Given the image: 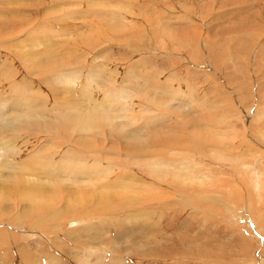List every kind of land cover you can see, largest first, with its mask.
I'll list each match as a JSON object with an SVG mask.
<instances>
[{"label":"rangeland","instance_id":"374dc122","mask_svg":"<svg viewBox=\"0 0 264 264\" xmlns=\"http://www.w3.org/2000/svg\"><path fill=\"white\" fill-rule=\"evenodd\" d=\"M41 34L48 38L35 46ZM44 44L51 48L44 57L35 56ZM52 53L57 56L47 58ZM67 73L76 76L73 87L78 88L71 87L72 94L60 80ZM0 77L4 88L0 91L10 94L1 93L0 100L5 97L8 108L27 93L33 104L45 108L53 106V98L60 105L74 102L81 94L79 84L97 82V88L102 86L97 94L104 100L85 98L88 107H107L111 99L106 93H112L115 102L130 103L135 111L129 114L137 117L136 125L124 119L111 124L99 121L96 132L102 130L107 136L105 143L97 142L106 147L105 152L115 146L122 149L123 143L132 148L141 145L140 161L145 163L147 158L143 153L164 160L174 185L173 189L152 176L144 177L139 166L128 163L130 167L123 166L138 172L132 173L134 177L88 172L85 177H107L95 188L100 191L104 186L109 195L104 197V218L90 216L86 223L65 218V223L44 222L34 228L27 220L4 216L0 264H50L51 260L95 264V254L86 256L88 249L97 250L101 264H264V192L260 189L264 186V0H0ZM86 103L80 105L83 111L89 110ZM111 128L132 136L114 137ZM10 135L0 132V143ZM92 139V134L83 133L86 144L77 152L93 145ZM119 157L120 162L126 161L122 151ZM180 168L190 170L185 180L191 178L193 184L175 186L173 174ZM253 177H259L256 192ZM129 180L136 189L140 187L138 191L155 186L164 199L130 204L145 199L150 190L145 196L135 197L140 194L137 190L135 195L121 194L120 186ZM203 184L220 188L219 193L233 190L224 196L213 193L224 207L196 199ZM199 193L205 200L210 198ZM78 220L80 225L68 226Z\"/></svg>","mask_w":264,"mask_h":264},{"label":"bare ground","instance_id":"6f19581e","mask_svg":"<svg viewBox=\"0 0 264 264\" xmlns=\"http://www.w3.org/2000/svg\"><path fill=\"white\" fill-rule=\"evenodd\" d=\"M46 38H48L46 35L41 34L40 38L38 39V43H35V46L36 45L41 46V44H43V42ZM21 41H18V42L20 43ZM26 42L28 43V41H26ZM17 43H15V44H17ZM27 43H25V49H26ZM29 43H30V41H29ZM31 43H32V41H31ZM17 45H15V46L17 47ZM19 45H18L19 46L18 48L21 47V43ZM44 45H46L47 47L46 46L43 47L42 51L37 50L35 52V56L44 57L45 52L51 48V45H47V44H44ZM31 46H32V44L29 45V47H31ZM22 47L24 48V46H22ZM23 48H20V49H23ZM15 51H17V50H15ZM26 51H28V50H26ZM11 56H13V55H11ZM55 56H57V54L52 53L47 58H53ZM2 60H4V59H2ZM7 60H8V58H7ZM48 61H51V60L48 59ZM40 69H43V68H40ZM63 70L65 71L66 69H63ZM3 72H1V73H3ZM100 73H101V71L99 72V74ZM65 75H63L64 79H63V77H61L60 80L62 81V85H63L64 89H65L66 84L68 85L66 87V89H67L66 92L72 94V90L76 89V87H77L76 85H75V87H73V84H74L73 81H75L76 76L74 77V74H70V73H67ZM76 75H79V74H76ZM9 76H10V74H9ZM79 77H80V75H79ZM0 78H1L0 80L2 81V77H0ZM77 79H79V78H77ZM92 79H94V78H92ZM4 81H5V79H4ZM20 81L22 82V80H20ZM21 82L19 84H21ZM56 82H57V80H56ZM100 82H102V80ZM17 83H15V84H17ZM7 84H9V83H7ZM12 84H14V82H12L11 85ZM97 84L98 83L94 82V81L91 82V84H90V81L82 84L81 86L79 84L78 86L81 89V94L79 95L78 94L79 92H78L77 93L78 96L77 95L76 96L77 97L80 96L79 98H81V99L78 98L79 100L77 99V101H75V99L70 98V99H73L74 102L68 99L69 100L68 103H66V104L61 103V105H60L59 103L61 101L59 103H55L56 99L54 100V98L53 99L51 98L52 99L51 102L53 103V106L48 105V107H46V108H45V105L42 106V104L39 106H37V104H33L32 103L33 100L30 98V96H28V95H30V93L29 94L27 93L25 95L26 96L25 98H24V96L21 97V99L18 102H17V99H18L17 97H16L17 98L16 101H13V100H15V98L13 100H11V101L16 102V103L13 105L14 107L10 106V108L7 107V105L5 104L6 100H4L5 97L2 96L3 100H0L1 101L0 102V132L2 133V132H8L9 131L11 133V135L8 137L7 142H4V143L1 142L0 143V146H4V147H0V219L3 218L4 216H6V218H7V216L9 217V215H11L12 217L10 216V218L11 219L14 218V221L27 220L29 223L34 224V228H38V226L41 227V225L44 222H46V223L49 222V223L53 224L54 222H59V221H62V222L65 221L66 222L67 219L78 218V219H80V221H83L84 223H86L88 221V219L90 218V216H98V218H99V216L103 217L104 216L103 214L106 211L105 210L106 202L104 201V197L105 196L109 197V195H105L104 186L101 188L102 191L101 190L95 191V188H96V185L100 181L105 180L107 177H102L101 175L96 176V177H85L84 175L88 172L89 173L94 172L96 174L103 172L106 175L112 176L113 172L114 173L123 172L126 177H134L133 176L134 174H132V173H138V172H132L131 173V171H129L130 169L129 170L127 169L130 166H127L126 163H128V165H133V167L139 166V170H140L142 176H144V177L152 176L151 177L152 179H155L156 181L161 182V183L166 182L167 185H172L171 188L174 189L173 182L170 179L168 180L167 173L169 171L166 168H169V167H167V166L165 167L164 160H163V162L159 159L157 160V158H159V157L154 156V153L153 154L143 153L144 156H146L147 158L144 159L145 163L141 162L140 160L143 158V157L139 156L142 154L141 153L142 151H140L141 149L139 150V147L141 145H139V144H136L138 146L133 145L134 141H132V143H133L132 145L135 146L133 148L131 146H128L125 143H123L122 149L120 147L118 148L114 145L115 148L110 147L105 152L106 147L101 145V141L105 143V141H106L105 139H106L107 135H105V133L102 130L96 132L97 123L100 121L101 123L111 124L112 122L114 123V121H116V120L117 121L119 120V122H120V120L124 119V120H127V123L129 122V125H130L131 122H134V124L136 123L137 120H135V119L137 117L134 119V116H133L134 120L131 118V114H129V112L135 111V110L130 107V103L115 102L114 98L112 97V93H106L108 98L111 99L110 104L107 107L106 106H100V105L95 106L96 104L95 105L93 104V105L88 107L89 103L88 104L86 103L87 100H89V101L90 100L91 101L97 100V103H99L98 100L102 99V96H98V94H97V92L101 91L100 88L102 86L100 87L98 85V88H97V86H96ZM108 84L110 86V83H108ZM112 84H111V87H113ZM69 85H72V86H69ZM18 86L15 88H18ZM27 86L28 85H26V87ZM48 86H49V83H48ZM11 87H13V86H11ZM71 87H73V89H71ZM8 88H9V86H8ZM29 88H30V86H29ZM2 89H4V88H2ZM8 90L6 92H9ZM21 90L23 91V89H21ZM116 90L119 91L118 89H116ZM4 91L5 90H3V91L1 90L0 94ZM12 91H15V90L12 89L11 92ZM18 91L20 93V90H18ZM30 91H32V90H30ZM163 91L164 90H162L161 92H163ZM103 92H105V91H103ZM14 93H16V92H14ZM14 93H12V94H14ZM34 93L38 95V93H36L35 90H34L33 94ZM49 93L51 94V91ZM73 93L75 95V92H73ZM22 94H24V93H22ZM3 95H5V94H3ZM6 95H10V94H6ZM70 96L71 95L69 94L68 97H70ZM76 96H75V98H76ZM94 96L96 97L95 99H94ZM72 97H73V95H72ZM34 98H36V97H34ZM40 98L41 97L37 98V100H39ZM44 98H45V96H44ZM120 98H123V97H120ZM127 98H129V97L126 96V99ZM45 99L47 101L48 96ZM129 99H131V97ZM65 100L66 101H62V102H67V99H65ZM102 100H104V99H102ZM44 101H41V102H44ZM41 102L39 101L36 103L40 104ZM9 103H11V102L9 101ZM83 103L87 104V107H88L87 109H89V110L83 111L81 109L83 107H81L80 105ZM57 104H59V105H57ZM78 106H80V107H78ZM128 108H130V109L128 110ZM209 120L210 119H208V122H209ZM124 124H125V128H126V125L128 126V124L123 123L121 126H124ZM115 125L116 124H113L112 126L116 127ZM198 126H200V124L195 123V127L198 128ZM118 128H120V127H118ZM117 130H119V129H117ZM199 130H201V129H199ZM85 132H89L90 134L93 135L92 140H93L94 144L85 148L82 152H77V150L80 147H84L86 144L85 141L83 140V133H85ZM113 132L114 133H111V134H113L112 136H114V137L119 136L122 140L124 139V137L132 136L130 134L125 135V133L117 132L115 130H113ZM200 132H202V131H200ZM95 133L97 134V136L99 138L94 137ZM126 134H128V133H126ZM54 135H56V136H54ZM97 139H98V141L99 140H101V141L97 142ZM195 139H197V138L195 137ZM136 141L138 143V140H136ZM199 144H200V142H199ZM195 145H197V144L195 143ZM154 146H157V148H158V145H154ZM154 146H152V147L155 149ZM171 149H174V148H171ZM121 151L123 152L124 158L126 159V161L124 163H123L124 160L122 162H120L121 160L119 157V153H121ZM158 152H159V150H158ZM173 152H175V151H173ZM13 158L14 159L16 158L17 160L15 159L16 161L14 160V162H13L12 161ZM122 158L123 157H121V159ZM160 159H162V158H160ZM115 160L117 161V163L115 162ZM170 161L173 163V159ZM119 162L122 164H120ZM174 162H175V160H174ZM172 163L169 162V164H172ZM123 165L127 168L125 169ZM194 166H195V164L193 166H189V169L190 170L193 169ZM196 166H197V163H196ZM185 167H188V166H185ZM170 168H172V167L170 166ZM180 169L181 170L174 171L175 172L174 174L172 173L173 170L169 169L170 171H172V172H170V174L172 173L174 176L173 181H176L175 186L181 187V186L193 184L194 181L191 178H189L190 181L185 180L187 177V173H189L187 171H190V170H188L186 168L187 169L186 171H182L183 168H180ZM197 170H199V169H197ZM112 177H111V179H112ZM139 177H141V176H139ZM126 179L128 180V178H126ZM129 181L130 182H127V184H123L120 186L119 192L121 194H134V193H136V190L138 191V189H140V187L138 189H136L135 185L132 184V181L131 180H129ZM153 181L154 180H152V182ZM111 182L114 183V181H111ZM133 182H135V180ZM252 182L254 183V186H255L254 191L258 190L259 189L258 188L259 187L258 186L259 177H253ZM27 185H29L33 188L24 187ZM62 185H63V188L61 187ZM64 186L66 187L65 190H64ZM150 186H152V185L150 184ZM156 186H157V184H156ZM262 186L263 185L260 186V189L262 190L261 193L264 192L263 191L264 186L263 187ZM154 187L155 186H152V188L148 187L149 189H146L144 187L145 190L141 189L140 191H138V192H140V194H138V195L134 194L135 197H137L139 195H143L146 190H150L149 192H146L147 194L145 193L146 194L145 199H141V200L137 199L139 201H137L136 204L133 201L130 202V204L141 205V204H144L146 200L149 203L148 200L149 199H155V197H157L155 200L164 199L165 195L163 194L162 190H161V192H160V190L155 191ZM156 188L158 189V187H156ZM200 190L203 193H205V195L209 194L210 198L208 197L205 200V199H203L204 197L203 198L200 197L201 196V195H199V194H201V193H199V192H201ZM204 190H206V191H204ZM207 190H209V191H207ZM219 190H220V188L210 189L208 186L203 184L202 188L199 189V192L195 196H196V199L197 198L199 199V200L197 199L198 201H204V202L208 201L212 204L216 203V204H218V205L220 204L222 206L223 204H221V203H223V201H220L219 198L214 197L213 193L214 194L216 193L217 195L224 196L223 193L226 192L229 195V191L232 192L233 190L228 188V189H226V191H221L222 193H219ZM22 191H23V193H22ZM175 191H177V190H175ZM26 193L28 194V199H26L27 198ZM259 195H260V192H259ZM143 196H145V195H143ZM21 200L23 202V205H21L22 203H20ZM76 200H79V204H75ZM7 202L9 205H7ZM224 203H226V202H224ZM225 206H226V209L231 208V206L228 204ZM223 207H224V205H223ZM31 208H35V210H32ZM108 208H113V207H112V205H109ZM26 209H30V210H26ZM100 214H102V215H100ZM65 218H66V220H65ZM80 221L79 220L78 221H71L68 223V226L75 227L76 225H78L80 223ZM65 222H63V223H65ZM101 222L104 223L103 220H101ZM60 223H58V224H60ZM98 224H100V223H98ZM83 226H84V228H86L88 226V224H83ZM87 228H89V227H87ZM79 232L77 231V233H79ZM83 232H84V229H83ZM1 236H2V234L0 235V237ZM83 247H85L84 244H83ZM103 247H105V246H103ZM90 248H91V246H90ZM93 248H95V247H93ZM85 251L86 250H84V252ZM96 251L94 249H91V250L88 249L87 250L88 255L86 253V256L90 257V256H93V254H95V257H93L92 259L95 258V264H101L100 262L102 261L101 260L102 257ZM23 253L25 254V252H22V254ZM23 257H24V255H23ZM50 264H54L52 262V260H51ZM80 264H81V261H80ZM82 264H84V263H82Z\"/></svg>","mask_w":264,"mask_h":264}]
</instances>
